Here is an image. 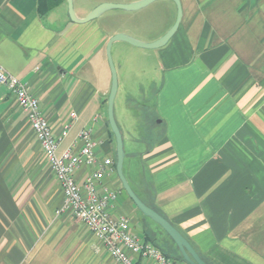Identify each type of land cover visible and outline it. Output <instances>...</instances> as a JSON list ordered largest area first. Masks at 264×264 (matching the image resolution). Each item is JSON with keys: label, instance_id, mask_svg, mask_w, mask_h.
Here are the masks:
<instances>
[{"label": "crops", "instance_id": "0c3cea01", "mask_svg": "<svg viewBox=\"0 0 264 264\" xmlns=\"http://www.w3.org/2000/svg\"><path fill=\"white\" fill-rule=\"evenodd\" d=\"M170 3L169 20L141 38L125 23L137 11L108 10L80 24L69 20L66 1L42 13L39 0H0V68L27 84L54 136L76 114L57 154L78 152L82 129L98 142L96 163H83L74 174L83 196L86 177L115 157L106 43L120 32L156 40L175 20ZM180 3L182 18L167 44L141 54L130 46L138 54L122 66L137 87L150 73L155 84L147 101L132 98L121 127L115 117L123 173L207 264H264V0ZM126 45L113 43L117 60ZM95 185L98 193L115 194L107 210L125 217L138 240L156 239L158 231L168 237L130 200L115 165ZM63 198L26 115L0 84V264H118L95 234L61 211ZM167 246L171 253L162 249L174 264H188ZM132 259L156 264L136 254Z\"/></svg>", "mask_w": 264, "mask_h": 264}, {"label": "built area", "instance_id": "2783aa9c", "mask_svg": "<svg viewBox=\"0 0 264 264\" xmlns=\"http://www.w3.org/2000/svg\"><path fill=\"white\" fill-rule=\"evenodd\" d=\"M0 84L12 94L15 103L24 112L30 127L41 145L49 167L63 192L61 211L69 212L103 243L106 250L118 264H135L133 254L141 258L152 259L156 264H174L152 241H141L131 235L129 223L125 217L113 218L108 212V204L114 200L115 194L96 191V182L104 174L114 169L110 158H104L98 163L96 170L85 179L83 189L85 196L74 179L75 171L81 164L96 163V148L98 142L92 137L88 128L82 129L78 138L82 142L78 152L71 148L57 154L58 143L63 138L76 119L75 112H70L63 123L59 137L54 136L46 118L42 115L38 98L30 91L27 84L14 75L0 68Z\"/></svg>", "mask_w": 264, "mask_h": 264}, {"label": "water", "instance_id": "95a60500", "mask_svg": "<svg viewBox=\"0 0 264 264\" xmlns=\"http://www.w3.org/2000/svg\"><path fill=\"white\" fill-rule=\"evenodd\" d=\"M67 15L70 21L74 23H87L93 19H96L101 14L108 10H123V11H138L141 10L155 1L158 0H135L126 3L119 2H102L96 5L90 12H88L84 17H78L73 8V0H65ZM176 7V16L173 24L170 28L159 38L153 41H142L137 39L127 33H116L112 35L105 46V52L107 57V62L110 70L111 82L109 93L107 96V121L110 127V130L114 136L115 141V171L120 180L123 190L126 192L130 200L141 212L142 215L149 218L152 222L157 224L172 240L175 244L181 258L188 264H207L195 251L189 241L163 216H161L154 209L147 206L133 191L129 182L127 181L123 173V162L125 157L123 138L120 132V129L116 123L114 116V100L117 93L118 82L117 75L114 64L111 57V47L114 42H125L134 47L143 48V49H157L163 47L167 44L170 38L177 31L182 18V7L180 0H171Z\"/></svg>", "mask_w": 264, "mask_h": 264}, {"label": "rangeland", "instance_id": "374dc122", "mask_svg": "<svg viewBox=\"0 0 264 264\" xmlns=\"http://www.w3.org/2000/svg\"><path fill=\"white\" fill-rule=\"evenodd\" d=\"M98 1L116 2L117 0H73L74 11L76 14L84 13V11H87L88 13L95 7L94 5L98 3ZM170 2L171 1L169 0H158L150 4L149 6L137 11L140 13H134V14L130 13V15H127L128 18L125 21L126 26L129 27L130 31L134 35L141 37V38L144 37L143 35L146 33V31H148V29L152 30L153 28L156 27V30H158L161 20H165L166 18L169 20L168 12L170 8L168 9V7L172 6ZM81 10H83V12H81ZM114 10L117 11L118 9H114ZM64 12L65 10L63 7V13ZM66 12H67V8H66ZM130 46L132 45H126L125 50H123V53L125 55L122 60L121 59L117 60V58H115V56H113L111 53L112 62L116 70L117 82H118V88H117V93H116L117 95L115 96L116 99L114 101V113H115L114 115L120 127L122 126V117H123L122 115H123L124 109H128L130 111L131 108L135 106L136 101H134V99L132 98L142 97V98H145V100L147 101L149 98L153 96L154 87H155V84H153V82H151L149 79L152 76L151 73L150 75H147L146 77L142 75L138 79L140 86L137 87V85H135L136 80L133 77H128L126 75V72L121 70L123 68L122 66L124 65V63L129 62L130 59L132 60V58L138 54V53H130L129 50L130 48H132ZM133 50H137V52L140 53V52H143L140 50H145L144 52H147L149 49L136 48ZM105 62L109 70L106 52H105ZM128 83H129V86H125L126 84L128 85ZM158 234H159V237L156 236V239L153 238V241H155V243L158 246H160L161 248L165 249L168 252H170L167 246L168 244H171V246L173 245L174 248H176L175 245L172 243V241L168 237L166 236L164 237V233H162L161 231H158Z\"/></svg>", "mask_w": 264, "mask_h": 264}, {"label": "trees", "instance_id": "16d2710c", "mask_svg": "<svg viewBox=\"0 0 264 264\" xmlns=\"http://www.w3.org/2000/svg\"><path fill=\"white\" fill-rule=\"evenodd\" d=\"M62 1H65V0H39V9H40V11H42V13H45L46 11H48V10H51V9H53L54 7H56L58 4H60ZM110 133H111V135H112V137L114 138V136H113V134H112V132L110 131ZM114 140V139H113ZM114 143H115V141H114ZM114 165H115V157H114ZM168 236V235H167ZM171 240V239H170ZM150 241H152L155 245H157L156 243H155V241H153V240H150ZM172 241V240H171ZM174 244V243H173ZM175 245V244H174ZM158 246V245H157ZM162 251H163V249L160 247V246H158ZM167 256H169L165 251H163ZM178 257L180 258V259H182L181 258V256H180V254H179V252H178ZM183 260V259H182Z\"/></svg>", "mask_w": 264, "mask_h": 264}]
</instances>
